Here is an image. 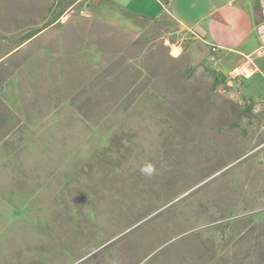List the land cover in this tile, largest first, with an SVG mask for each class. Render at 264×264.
<instances>
[{
  "label": "rangeland",
  "instance_id": "obj_1",
  "mask_svg": "<svg viewBox=\"0 0 264 264\" xmlns=\"http://www.w3.org/2000/svg\"><path fill=\"white\" fill-rule=\"evenodd\" d=\"M109 12L0 0V264H264V75Z\"/></svg>",
  "mask_w": 264,
  "mask_h": 264
},
{
  "label": "crops",
  "instance_id": "obj_2",
  "mask_svg": "<svg viewBox=\"0 0 264 264\" xmlns=\"http://www.w3.org/2000/svg\"><path fill=\"white\" fill-rule=\"evenodd\" d=\"M95 7H106L113 16L100 18L117 26L154 21L163 13L155 0H95ZM169 14L200 44L227 52L223 73L237 67V86L257 73L264 75V0H170Z\"/></svg>",
  "mask_w": 264,
  "mask_h": 264
},
{
  "label": "built area",
  "instance_id": "obj_3",
  "mask_svg": "<svg viewBox=\"0 0 264 264\" xmlns=\"http://www.w3.org/2000/svg\"><path fill=\"white\" fill-rule=\"evenodd\" d=\"M155 1L160 5L163 12L166 13L169 12L170 0H155ZM210 51L216 58H219L221 56L220 49L217 47L211 46ZM227 76L229 79L236 81L238 83V80L241 77V72L237 67H235L227 73Z\"/></svg>",
  "mask_w": 264,
  "mask_h": 264
},
{
  "label": "trees",
  "instance_id": "obj_4",
  "mask_svg": "<svg viewBox=\"0 0 264 264\" xmlns=\"http://www.w3.org/2000/svg\"><path fill=\"white\" fill-rule=\"evenodd\" d=\"M74 2L72 1L71 3L67 4L66 6H63L62 9L55 15V17H53L49 22L45 23V25L43 27H40L34 31H30L29 33H27L23 40L24 41H27L29 39H31L32 37H34L35 35H37L39 32H41L44 28H46L47 26L53 24L57 19L58 17L63 13V11L65 9H67L68 7H70Z\"/></svg>",
  "mask_w": 264,
  "mask_h": 264
},
{
  "label": "clouds",
  "instance_id": "obj_5",
  "mask_svg": "<svg viewBox=\"0 0 264 264\" xmlns=\"http://www.w3.org/2000/svg\"><path fill=\"white\" fill-rule=\"evenodd\" d=\"M145 170L146 171H151V165H149Z\"/></svg>",
  "mask_w": 264,
  "mask_h": 264
}]
</instances>
